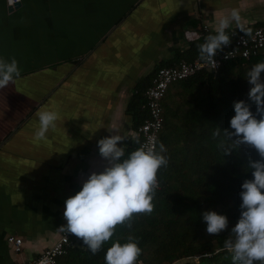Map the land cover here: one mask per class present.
I'll use <instances>...</instances> for the list:
<instances>
[{
    "label": "crops",
    "instance_id": "0c3cea01",
    "mask_svg": "<svg viewBox=\"0 0 264 264\" xmlns=\"http://www.w3.org/2000/svg\"><path fill=\"white\" fill-rule=\"evenodd\" d=\"M233 9L250 29L264 24V0H0V57L21 70L0 89V264L59 238L66 199L107 164L98 141L121 135L125 148L133 135L138 80L190 57L186 32L215 31ZM40 111L58 116L44 138ZM8 233L24 238L21 253Z\"/></svg>",
    "mask_w": 264,
    "mask_h": 264
},
{
    "label": "trees",
    "instance_id": "16d2710c",
    "mask_svg": "<svg viewBox=\"0 0 264 264\" xmlns=\"http://www.w3.org/2000/svg\"><path fill=\"white\" fill-rule=\"evenodd\" d=\"M200 44L192 43L187 60L199 55ZM258 62H264V55L229 62L218 72H198L169 87L158 141V150L160 143L165 145L167 151L163 154L169 163L157 173L160 186L153 200V212L134 214L131 228L127 222L118 225L114 236L95 255L77 239V244L57 264H106L107 250L116 242L127 243L129 235L142 250L138 264H173L183 259H187L184 264H233L224 242L240 217L241 186L244 180L253 178L248 168L250 157L259 156L255 150L243 147L224 155L218 143L225 139L223 130L229 128L235 115V101L244 100L253 113L256 111V104L248 97L251 85L245 76ZM153 76L140 78L128 101L126 113L132 117L134 131L148 116L142 106ZM217 127L221 136L213 139ZM225 143L231 141L225 139ZM138 145L128 138L122 159ZM211 210L229 220L228 229L218 236L206 233L203 213Z\"/></svg>",
    "mask_w": 264,
    "mask_h": 264
},
{
    "label": "clouds",
    "instance_id": "9594fccd",
    "mask_svg": "<svg viewBox=\"0 0 264 264\" xmlns=\"http://www.w3.org/2000/svg\"><path fill=\"white\" fill-rule=\"evenodd\" d=\"M235 22L245 35H251V29L242 23L238 10L233 9L230 16L219 22L215 34L208 35L203 44L198 45L199 58L205 63L217 65L215 57L231 44L232 39L226 29ZM226 59L228 54H226ZM264 62H258L247 73L246 79L251 85L248 97L256 104L253 113L251 105L244 100L234 102L235 115L230 126L223 130L224 138L231 141L226 144L221 139L218 147L224 155H230L233 149L241 147L255 150L258 159L250 157L248 168L251 179L244 180L240 192L241 203L238 222L231 228V234L224 242V248L232 254L233 264H264ZM21 75L15 57L10 61L0 57V89L6 88ZM38 138H44L50 129L56 127L58 116L52 111H40ZM213 139L221 136L217 127L212 133ZM125 137L110 135L98 141L100 156L107 161L101 172H92L84 181L82 189L65 201V225L59 228L69 235L82 240V244L97 254L115 233L118 225L127 222L131 228L134 214H151L153 200L159 187L158 170L167 167L169 159L163 154L167 151L163 143L159 150L154 147H140L132 151L127 158L121 147ZM139 143L138 138H133ZM206 233L218 236L228 229L226 215L215 210L205 211ZM141 248L137 240L129 235L128 242H116L105 254L106 264H138Z\"/></svg>",
    "mask_w": 264,
    "mask_h": 264
},
{
    "label": "built area",
    "instance_id": "2783aa9c",
    "mask_svg": "<svg viewBox=\"0 0 264 264\" xmlns=\"http://www.w3.org/2000/svg\"><path fill=\"white\" fill-rule=\"evenodd\" d=\"M9 7L16 9V4L22 0H6ZM246 28L250 29L248 26ZM226 33L232 39L230 45L217 53L215 60L217 65L205 63L199 55L191 60L181 59L169 66L159 67L153 76L151 85L145 91L146 102L143 109L148 116L134 131L138 138V147H154L158 150L160 133L164 126V98L169 87L177 81L191 77L201 71L218 72L224 65L232 61L249 60L264 55V24L251 29V35H245L237 27L230 28ZM215 34L209 24H204L202 29L189 30L186 38L190 42L203 44L208 35ZM226 54L228 58L226 59ZM160 186V184H159ZM159 188V187H158ZM6 241L13 245L15 252L21 253L24 247V238L14 233L6 235ZM77 244V238L66 232H61L58 239L42 252L31 259L23 260L18 264H57L59 258L65 255Z\"/></svg>",
    "mask_w": 264,
    "mask_h": 264
},
{
    "label": "rangeland",
    "instance_id": "374dc122",
    "mask_svg": "<svg viewBox=\"0 0 264 264\" xmlns=\"http://www.w3.org/2000/svg\"><path fill=\"white\" fill-rule=\"evenodd\" d=\"M126 79H127V78H126ZM134 137H135V135L133 134V135L131 136V138H134ZM186 261H187V259L178 260V261L174 262L173 264H184Z\"/></svg>",
    "mask_w": 264,
    "mask_h": 264
},
{
    "label": "water",
    "instance_id": "95a60500",
    "mask_svg": "<svg viewBox=\"0 0 264 264\" xmlns=\"http://www.w3.org/2000/svg\"><path fill=\"white\" fill-rule=\"evenodd\" d=\"M21 5V2L20 3H17L16 4V8L19 7ZM9 9H13L12 7H9Z\"/></svg>",
    "mask_w": 264,
    "mask_h": 264
}]
</instances>
